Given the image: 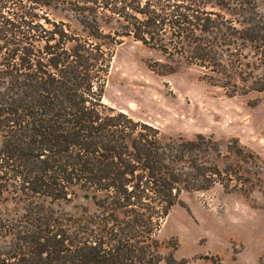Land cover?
<instances>
[{"label":"trees","instance_id":"16d2710c","mask_svg":"<svg viewBox=\"0 0 264 264\" xmlns=\"http://www.w3.org/2000/svg\"><path fill=\"white\" fill-rule=\"evenodd\" d=\"M60 6L81 33L47 17ZM122 37L182 56L229 96L264 94V0H0V199L13 205L0 264H157L179 194L219 181L212 137L161 141L103 101ZM78 190L95 212L53 209Z\"/></svg>","mask_w":264,"mask_h":264},{"label":"rangeland","instance_id":"374dc122","mask_svg":"<svg viewBox=\"0 0 264 264\" xmlns=\"http://www.w3.org/2000/svg\"><path fill=\"white\" fill-rule=\"evenodd\" d=\"M47 17L81 33L72 11L49 7ZM105 32L114 19L98 17ZM182 56L165 54L131 37L113 48L103 101L158 129L161 141L210 136L222 170L207 190L182 191L155 230L157 264H264V94L229 96ZM0 199V212L7 205ZM66 217L96 211L78 190L53 202ZM173 259L174 261H171Z\"/></svg>","mask_w":264,"mask_h":264}]
</instances>
